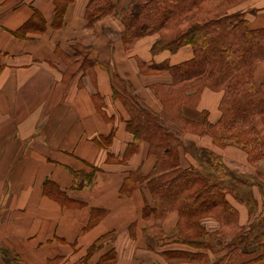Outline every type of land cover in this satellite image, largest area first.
<instances>
[{"label": "crops", "instance_id": "obj_1", "mask_svg": "<svg viewBox=\"0 0 264 264\" xmlns=\"http://www.w3.org/2000/svg\"><path fill=\"white\" fill-rule=\"evenodd\" d=\"M112 1L118 12L131 2ZM90 3L0 0V264H213L237 235L213 249L166 241L192 230H182L177 209L158 214L148 185L160 175L157 157L130 131L129 106L178 137L180 169L208 172L199 155L207 150L242 179L222 182L239 233L264 219V117L253 119L258 148L220 146L221 89L166 103L179 87L170 69L193 60L194 49L154 53L157 33L126 42L120 17L91 22ZM238 10L264 28V0ZM254 80L264 82V62ZM200 224L210 234L234 229L214 211ZM262 254L264 264L260 251L226 264Z\"/></svg>", "mask_w": 264, "mask_h": 264}, {"label": "trees", "instance_id": "obj_2", "mask_svg": "<svg viewBox=\"0 0 264 264\" xmlns=\"http://www.w3.org/2000/svg\"><path fill=\"white\" fill-rule=\"evenodd\" d=\"M209 1L215 5L214 9L202 14L204 4ZM245 1L131 0L118 12L112 0H91L88 16L91 22L110 14L119 16L125 27L126 42L160 33L161 37L153 47L154 53L165 49L175 52L181 47L191 46L195 52L194 59L170 69L176 85L184 86V92H172L175 88L169 91L167 106L171 109L181 98L199 94L205 87L221 89L224 92L221 106L223 129L229 132L239 126L242 132L248 130L253 133L254 116L264 117V82L257 86L254 80L256 67L264 62V28L252 29L244 11H234ZM63 8L64 5L58 6L59 16ZM129 110L130 131L136 141H148L151 152L157 157L154 175H160L150 180L148 185L158 205V214L177 209L184 219L182 230H192L190 233L180 231L166 241L213 249L220 247L224 239L237 235V244L231 253L213 264L240 261L257 251L263 253L264 219L239 233L234 227L235 213L224 199L229 188L222 182L226 179L240 182L242 179L207 150L199 155L210 169L208 173L180 169L178 137L162 126L148 110L134 105H130ZM179 119L183 121L181 117ZM219 134L223 139L224 134L218 131L216 135ZM237 138L242 141L245 137ZM212 211L224 227L231 224L234 229L225 231L221 228L214 234L206 232L200 221ZM262 261L263 254L254 263L263 264ZM249 263L254 264L253 261Z\"/></svg>", "mask_w": 264, "mask_h": 264}, {"label": "rangeland", "instance_id": "obj_3", "mask_svg": "<svg viewBox=\"0 0 264 264\" xmlns=\"http://www.w3.org/2000/svg\"><path fill=\"white\" fill-rule=\"evenodd\" d=\"M231 1L233 2V1H236V0H229V2H231ZM212 4H213L212 1H209L206 4H204V10L201 13L202 14H206L208 11L213 10L215 5H212ZM224 5H225V3H224ZM158 35H160V33H158ZM160 37H161V35H160ZM175 91L178 94H183L184 86L175 89L173 92H175ZM197 98L198 97H195V98L192 99V96H189V97H186V98H181L180 100H178L175 103V105L173 107H177V106H181V105H185V104L186 105L192 104L193 101L196 102ZM168 99H169V97L167 96L166 97V103H167ZM220 128H221L220 132L222 134H224L223 137H222L223 139H220V137L216 135V133H218L217 131L214 130V133L216 132L215 133L216 139L220 141L219 143H220V146H222V147L232 145V146H236V147H239V148H246V147H248V148H258V146H259L258 142H256V140H257L256 135L257 134H255L254 132L252 133V132H249L248 130L245 131V132H242L241 131L242 129H240L239 126L234 127L229 132L228 131L226 132V130L223 129L222 124H221ZM244 130H246V129H244ZM242 136L245 137L244 140H242V141L238 140L237 137H242ZM247 142H249V143H247ZM245 144L247 146H245ZM248 150L250 151V149H248ZM207 170L209 172L210 169L207 168ZM208 172H205V173H208ZM202 173H204V172L202 171Z\"/></svg>", "mask_w": 264, "mask_h": 264}]
</instances>
